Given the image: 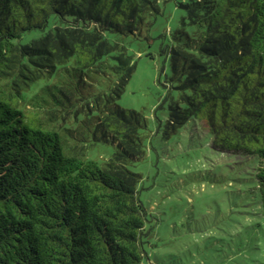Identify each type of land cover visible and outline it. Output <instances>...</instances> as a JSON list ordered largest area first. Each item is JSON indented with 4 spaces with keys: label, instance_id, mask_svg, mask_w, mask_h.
<instances>
[{
    "label": "trees",
    "instance_id": "1",
    "mask_svg": "<svg viewBox=\"0 0 264 264\" xmlns=\"http://www.w3.org/2000/svg\"><path fill=\"white\" fill-rule=\"evenodd\" d=\"M168 1L0 0V264H146L131 165L148 120L118 100L136 68L125 37ZM172 1L184 14L162 46L179 91L168 123L252 163L264 211V0Z\"/></svg>",
    "mask_w": 264,
    "mask_h": 264
},
{
    "label": "rangeland",
    "instance_id": "2",
    "mask_svg": "<svg viewBox=\"0 0 264 264\" xmlns=\"http://www.w3.org/2000/svg\"><path fill=\"white\" fill-rule=\"evenodd\" d=\"M150 31L125 37L136 68L118 100L146 116V157L131 165L142 174L140 196L150 213L146 264H257L264 262V211L252 163L222 152L197 124L172 130L169 104L179 97L162 52L184 12L162 4ZM115 146L94 148L105 158ZM244 159V158H243Z\"/></svg>",
    "mask_w": 264,
    "mask_h": 264
}]
</instances>
